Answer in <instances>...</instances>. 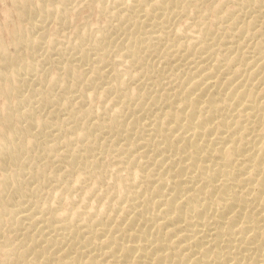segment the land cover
Segmentation results:
<instances>
[{"label":"bare ground","instance_id":"obj_1","mask_svg":"<svg viewBox=\"0 0 264 264\" xmlns=\"http://www.w3.org/2000/svg\"><path fill=\"white\" fill-rule=\"evenodd\" d=\"M94 1L105 26L65 51L43 22L70 0L21 5L0 41L2 95L58 65L0 110V264H264V0Z\"/></svg>","mask_w":264,"mask_h":264},{"label":"rangeland","instance_id":"obj_2","mask_svg":"<svg viewBox=\"0 0 264 264\" xmlns=\"http://www.w3.org/2000/svg\"><path fill=\"white\" fill-rule=\"evenodd\" d=\"M13 0H0V41H1V43H4L5 45H6V49L8 50V51H10V52H13L14 51V45H13V43H9L10 41L12 42V40H13V38H14V36H13V34L15 35V32H16V30H20V29H25L24 28V26L25 25H27V22H28V18L25 16V15H20V6L21 5H30V4H35V5H38L39 3L41 4V2L43 3V0H26V2L25 3H17V4H15V3H13L12 2ZM83 1H85V2H87L86 0H83ZM83 1H81L80 2V0H79V2H78V0H70V5H72V6H70V8H69V11L68 12H66V14H65V17H64V19H63V22H59L58 20H57V22L55 21L56 19H52L53 17H51V19H50V17H49V19H47L46 21H48V22H43V25H45V26H47V28L44 26V28L46 29L45 30V32L44 33H46L45 35H44V37H45V39H43L44 40V43L45 44H42L43 43V41H42V39H41V44L43 45V47H42V45H41V47L45 50V52H46V54L48 55V51H49V48L51 47V44L50 43H52V42H50V41H55V43H62V45L61 44H58V45H56L54 42V45L56 46V47H60V45H61V48H62V50H64L65 51V49H63V48H67V46L70 44V40L73 38L74 39V37H75V35L74 34H76L77 33V31H78V29H81V27L82 28H84V27H86L85 25L87 24V22H88V27L89 28H91V27H93V28H91V30H93L91 33H93L94 32V30L96 29V28H94V27H97V28H101V26H105L104 24V22H105V18L103 17V13L102 14H100L101 12H99V10L98 9H100V7H99V2H97V4H96V1H94L95 3H91V5H89V2H87L85 5L84 4H82L81 5V7H80V5L79 4H81V3H84ZM234 1L235 0H224V6H226V7H228V8H231L232 6H233V4H234ZM238 1V0H237ZM38 2V3H37ZM75 3V4H73V3ZM77 3V4H76ZM96 4V5H95ZM15 5V6H14ZM75 5H79L78 7L77 6H75ZM98 5V6H97ZM93 6V7H92ZM17 9H16V8ZM71 7L72 8H78V9H74V11H73V9H71ZM71 9V10H70ZM17 10H18V12H17ZM78 10V11H77ZM71 11V12H70ZM76 12V13H75ZM18 13V14H17ZM68 13V14H67ZM71 13V14H70ZM20 15V16H19ZM69 15V16H68ZM19 16V17H18ZM25 16V17H24ZM104 16H105V14H104ZM20 17H22V18H20ZM26 18V19H24V18ZM67 17H68V20H67ZM20 18V19H19ZM70 18H71V20H70ZM66 19V20H65ZM86 19V23H84L83 21ZM23 20H24V23H23ZM64 20H65V22H64ZM27 21V22H26ZM70 22L69 24H68V22ZM17 23H19V24H17ZM64 24L63 26H62V24ZM68 24V25H67ZM80 24H85L84 26L83 25H80ZM21 25V26H20ZM95 25H97V26H95ZM20 27V28H17V27ZM99 26V27H98ZM76 27H77V29H76ZM14 28H16V29H14ZM62 28V29H61ZM14 29V30H13ZM75 29H76V31H75ZM15 31V32H13V31ZM90 30V29H89ZM90 30V31H91ZM97 30V29H96ZM10 31V32H9ZM12 31V32H11ZM58 31V32H57ZM65 31V32H64ZM57 32V33H56ZM64 32V33H63ZM76 32V33H75ZM54 34V36H53V34ZM59 33V34H58ZM65 33H67V34H65ZM57 34H58V36H57ZM56 35V36H55ZM68 35V36H67ZM70 36V37H69ZM73 36V37H72ZM43 37V38H44ZM64 37V38H63ZM65 37H66V39H65ZM54 38H55V40H54ZM52 39V40H51ZM60 40V42H56V40ZM61 39H62V41H61ZM47 41V42H46ZM73 42V41H72ZM71 42V43H72ZM64 43L65 44H67V45H64ZM3 44V45H4ZM62 46H64V47H62ZM40 46L37 48V50L40 52V54H39V52H37V50H36V52H35V54H34V56H33V58H35L36 57V59L38 60V61H40L39 59H42V58H40L39 57V59H38V57L37 56H42V55H44V53L45 52H43L44 50L41 48ZM41 48V50H39ZM42 52H43V54H42ZM46 54L43 56V58H45L44 60L42 59V61H40L41 62V65H42V63H44L43 65H45L44 67H42L41 65H40V67L39 68H44V69H40L39 71H40V73H39V71H38V74L39 75H44V72L46 73L45 75L46 76H44V79H46V80H43L42 82L44 83V81L45 82H49V80L48 79H50V78H52V77H54V74L55 73H57V67H55V66H58L57 65V63H55L56 65H54V62H56V57H54L53 55H55V54H53L52 52L49 54V56H47L46 57ZM57 55V54H56ZM55 55V56H56ZM54 58H53V57ZM51 60V63H50V60ZM49 62V64H48V62ZM54 61V62H53ZM53 62V63H52ZM50 65V66H49ZM46 69V70H45ZM48 69V70H47ZM44 70V71H43ZM41 72H43V73H41ZM35 73V72H34ZM38 74H36L37 76H38ZM36 75H34V77H32V74L30 73V74H28L27 76L31 79H29L30 81H31V83H32V85L31 84H29V82L27 83V84H29L28 85V87L26 88L25 86V88L23 87V90L22 91H20L21 93L23 92V94L21 95V94H19L20 96H22L23 97V95L24 96H28L29 95V93H30V90H32V88L34 89L35 88V86H37V84H38V86H39V83H38V81L37 80H35L36 78H37V76ZM36 76V77H35ZM35 78V79H34ZM33 79H34V81H33ZM33 81V82H32ZM35 82H36V84H35ZM31 86H32V88H31ZM38 86L35 88L36 90L38 89ZM30 87V88H29ZM56 88H58V89H56ZM55 88V90H56V92H60L61 91V88H59V87H56ZM25 89H27V90H25ZM29 89V90H28ZM57 90H59V91H57ZM31 93H33V92H31ZM16 92L15 91H13V94L12 93H10V94H8V95H2L1 93H0V110H3L4 109V107L6 106V105H10V107H14L15 106V104L17 103V98L19 97V95H18V93L16 94ZM27 94V95H26ZM34 94H35V90H34ZM32 95V96H31ZM39 94H36L35 96H38ZM30 96V98H32L31 100V102L29 101L28 103H33V94H30L29 95ZM30 98H29V100H30ZM17 100V101H16ZM16 101V102H15ZM5 103H6V105H5ZM27 103V105H28V107H29V105H31V104H28ZM35 104H37V103H35ZM17 105V104H16ZM19 106H20V109H19V107L18 108H16V109H18V110H23V109H25L24 107L26 106H24V105H22V104H19ZM48 107L47 108H45V109H43V110H40L41 112H43L44 110H45V112L46 111H48L50 108H52V106H53V104H52V106H51V103H50V105L48 104L47 105ZM27 106H26V108H28ZM39 111V110H38ZM39 111V113L37 112L36 113V117H39L40 115L41 116H43V114H47V113H41ZM19 124L20 123H24L23 121L21 122H18ZM32 131H34V129H32ZM21 137V138H20ZM20 137H18V140H16V142H18V143H21L22 141H24V137H23V139H22V136L20 135ZM19 138H20V140H19ZM25 138H27V137H25ZM26 140V139H25ZM34 147V148H33ZM29 151V153H28V155L26 154V163H25V165L26 166H29V168H31V170L33 171V170H36L35 169V167L37 168L38 166H36L37 165V163L39 164V163H41V161H39V160H41L40 158H35V156L34 155H36V154H34V150H35V148H37L36 147V145H34ZM33 149V150H32ZM38 150V149H37ZM37 150H35V151H37ZM31 152H33V153H31ZM31 154V156H29ZM32 154H34L33 155V157H32ZM27 156H29L30 158H28ZM22 158H24V157H22ZM28 158V159H27ZM35 159L36 161L34 162L33 161V159ZM32 159V160H31ZM27 160H28V162L30 161V163H28L27 162ZM33 162V164H35V166L32 164V162ZM28 164H30V165H28ZM31 165H33L32 167H31ZM16 168V166L14 165L12 168ZM11 168V169H12ZM14 168V169H15ZM8 169H10V167L8 168ZM27 169H28V167H27ZM49 170L50 169H48L47 171L49 172ZM47 174V173H46ZM25 179L26 178H28L29 177V174L27 175V173L25 174ZM28 176V177H27ZM28 182H30V179L28 180H26V183H25V181H24V184H22V186H23V189L25 188V192H27L28 190V192L26 193V194H28V195H26V197L29 199L30 197V201H33V199L34 200H36V199H43V196L46 194L45 192L47 191V190H49L50 189V187H48V186H50L49 185V183H47L46 185H45V187L43 188V185L41 186L38 182V180H37V183H36V181L35 180H33L31 183H28ZM35 184H34V183ZM29 184V185H27V187H26V184ZM33 185L34 186V188L35 187H39V190L40 189H42V190H40V192H38L37 190L36 191H34L33 189V186H31V185ZM85 185H88V187H84ZM25 186V187H24ZM31 186V187H30ZM29 187V188H28ZM41 187V188H40ZM91 187V185H89L88 183H84L83 184V187L82 188H84V189H80L79 190V192L77 191L76 192V194L78 195V193H81V192H83V191H85L84 193H87L88 192V190H86V189H89ZM31 190H32V193H31ZM44 191V192H43ZM87 191V192H86ZM41 192H42V194H41ZM48 192V191H47ZM89 193H91V188H90V190H89ZM88 193V194H89ZM39 194H41V197L42 198H40V195ZM44 194V195H43ZM36 197H34V196ZM39 195V197H37ZM43 195V196H42ZM90 196H91V194H89ZM30 196V197H29ZM78 198V196H74V202H76V203H74V202H72V204L73 205H78L77 203H79V198ZM63 199H64V201H63ZM61 198L60 199V201H59V203H61V205H60V208L62 207V209L61 210H63V211H68L67 209H70L72 206V204H71V202H70V200H68V199H66V201H65V198ZM77 200V201H76ZM62 201V202H61ZM64 205H66V207L64 206ZM88 206H90L89 205V201H88V204H87ZM88 206H86L87 208H88ZM63 207H65V208H63ZM91 207V206H90ZM89 207V208H90ZM4 217H6V215L5 216H3V218Z\"/></svg>","mask_w":264,"mask_h":264}]
</instances>
